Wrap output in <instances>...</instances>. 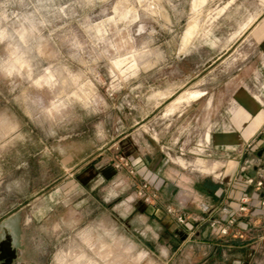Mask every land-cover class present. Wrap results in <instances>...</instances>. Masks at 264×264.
Masks as SVG:
<instances>
[{"label":"rangeland","instance_id":"obj_1","mask_svg":"<svg viewBox=\"0 0 264 264\" xmlns=\"http://www.w3.org/2000/svg\"><path fill=\"white\" fill-rule=\"evenodd\" d=\"M262 32L264 0H0V142L18 127L85 130L100 138L102 149L37 198L1 181L0 264H110L114 258L148 264L140 262L143 237L127 231L123 209L138 202L136 212L164 224L174 210L161 214L157 185L142 178L149 169L116 143L134 131L139 146L143 139L151 147L171 140L164 156L174 171L213 175L218 164H205L193 150L204 133L212 124L214 134L221 132L225 122L237 128L241 93L258 103L247 108L264 113V87L255 84L257 76L264 83ZM191 92L203 96L187 99ZM190 104L193 115L178 118ZM256 144L264 151L263 126L248 149ZM256 156L233 181L242 194L225 225L234 218L233 231L222 237L240 239L239 219L253 228L264 223V197L251 196L254 187L246 186L262 176L264 187V157ZM254 167L256 177L243 175ZM24 176L21 170L17 179ZM245 195L256 204L243 214ZM175 219L172 234L185 242L194 231L184 215ZM251 239L226 264H264V239ZM131 240L139 245L135 251Z\"/></svg>","mask_w":264,"mask_h":264},{"label":"crops","instance_id":"obj_2","mask_svg":"<svg viewBox=\"0 0 264 264\" xmlns=\"http://www.w3.org/2000/svg\"><path fill=\"white\" fill-rule=\"evenodd\" d=\"M261 41L264 55V32L261 33ZM259 71L264 73V63ZM256 78L255 84L259 83L264 87V83L258 79L259 76ZM191 93H199V95L191 97ZM191 93L188 94L187 99L203 96L202 92ZM241 94L237 100L243 105L244 111L236 113L237 128L231 131L229 124L225 122L224 125L222 124V131L214 134L212 124L210 130L204 133L202 139L193 148L200 152L195 155L204 157L205 164L211 166L218 164L215 172L212 171L213 175L188 177L174 171L171 163L164 156V149L173 148V143L171 140L163 142L162 133L158 136L163 144H154L153 147L145 144V139L139 146L137 138L140 135L137 131L131 132L116 143V145L125 143L127 151L132 154L134 160H137L142 167L149 169L143 172L142 178L157 185L156 202L161 214L165 215L167 209L174 210L170 217L166 215L169 222L164 224L165 221L163 222L160 218L152 219L139 211L136 212L134 204L138 205V202L128 203L123 209L127 217V231L133 234L139 233L143 237L140 262L148 264H226L230 254L235 251L240 253V248L244 249L249 245L251 238L264 239L260 231L264 228V223L259 228H253L250 220L247 219L238 220V230L240 228L245 230L244 233L239 232L240 239H232L234 235L222 237L219 233L220 229L225 227L227 219L232 217L239 207L242 192L237 190V186L233 183L234 179L241 173V168L247 159L256 155V157H264V151L257 150L259 149L258 144L252 151L248 149L249 143L257 139L262 126L264 127V113L261 107H258L256 111L247 108L246 104L258 103L254 99L248 101L247 96L241 98ZM182 99L181 96L179 101ZM192 108H194L192 104L185 107L179 113L178 118L193 115L194 109ZM62 131V133H55L50 129L41 133L33 128L18 127L13 134L5 137L0 142V184L1 181H11L12 190L22 185L23 191L27 194L22 197L33 199L46 192L50 186L68 180L71 174L79 173L90 160L95 161L96 147L99 152L102 150L99 144L100 138L96 139L95 133L87 136L85 130L72 133ZM261 168L264 172V165ZM21 170L25 173L24 180L17 179V174ZM258 170L254 167L244 171L243 175L256 177ZM86 175V173L83 174L85 178ZM95 176L96 171L89 179ZM92 183L95 182H90ZM249 192L253 197H264V187L259 191L251 189ZM85 202L82 200V204L85 205ZM113 212L117 215L119 211L113 208ZM179 214L187 217L189 227L194 231L193 236L182 243L172 234L179 228L175 223V217ZM138 221L142 223L141 227ZM229 228L233 231V228ZM248 235L252 237L247 240ZM129 247L135 251L139 245L131 240Z\"/></svg>","mask_w":264,"mask_h":264},{"label":"built area","instance_id":"obj_3","mask_svg":"<svg viewBox=\"0 0 264 264\" xmlns=\"http://www.w3.org/2000/svg\"><path fill=\"white\" fill-rule=\"evenodd\" d=\"M246 186L247 187H254V189H256L257 191L260 190L263 186V179H262V176H260V179L255 181L253 179H247L246 180ZM241 207L239 209L240 213H246L249 211L250 207H253L255 206L256 202L254 201H251L250 198L245 195L242 197L241 199ZM264 204V203H263ZM179 221L184 224L185 223V220L183 219V217H180L179 218ZM235 219L234 218H231L229 221H228V225L225 226V227H222L219 231V233L223 236H226L229 234V227L230 226H233L235 224Z\"/></svg>","mask_w":264,"mask_h":264},{"label":"bare ground","instance_id":"obj_4","mask_svg":"<svg viewBox=\"0 0 264 264\" xmlns=\"http://www.w3.org/2000/svg\"><path fill=\"white\" fill-rule=\"evenodd\" d=\"M198 95H199V93H196V94H193L192 96L196 97V96H198ZM109 252H110V251H109ZM109 252H108V253H109ZM109 254H110V253H109ZM109 259H110V258H109ZM109 261H110V262H109L110 264H121L122 262L124 263V260H123V259H115V258H114V259H112V260L110 259Z\"/></svg>","mask_w":264,"mask_h":264}]
</instances>
